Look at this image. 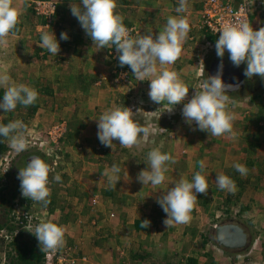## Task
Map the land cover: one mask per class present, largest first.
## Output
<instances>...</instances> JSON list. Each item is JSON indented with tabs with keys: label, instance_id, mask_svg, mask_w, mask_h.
<instances>
[{
	"label": "rangeland",
	"instance_id": "1",
	"mask_svg": "<svg viewBox=\"0 0 264 264\" xmlns=\"http://www.w3.org/2000/svg\"><path fill=\"white\" fill-rule=\"evenodd\" d=\"M37 1H52L55 5L56 11L49 21L41 13L43 7L38 9ZM166 1L157 0L155 5L164 6ZM11 2L14 7L21 10L15 29L27 32H23L24 35H21V32L15 35L14 29L7 35V39L5 36L0 37V71H7L12 83H25L34 87L39 95L36 102L30 106L17 104L16 109L10 112H3L0 109V123L20 119L27 126L25 135L28 149L25 151L38 152L53 169L49 174V187L50 195L55 200L54 207L58 208L72 199L70 196L72 188H78L83 184L94 186L97 178L91 174L96 171L95 161H104L109 165L120 161V158H126L132 163L146 165V160L138 162L135 158L143 156V151L147 150L144 148L148 145H158L160 140L163 145L162 133L165 132L168 135L165 149L176 157L175 160L182 154V149L190 151L196 148L199 158L204 156L205 168L202 174L207 178L209 189L206 195L197 194L198 214H203L200 216L202 218L200 224L193 227L195 234L192 241L190 242L187 237L182 242L186 249L183 247L175 256L169 257L168 261L160 256L138 257L136 260L141 262L139 264H167L180 258L188 261L194 259L197 264H264V173L262 172L264 170V77L254 74L251 80L246 78L241 89L228 91V107L235 116L233 130L230 134L212 136L206 131L199 130L195 122L186 123L181 115L183 103L192 98L206 78V61L214 56L217 57L215 43L206 39L203 32L196 30L188 33L181 55L174 64L161 66L157 63V72L164 68L175 70L189 85L185 100L173 106V111L169 112L164 110L167 107L166 103L157 104L149 98L148 80L138 81L131 69L126 72L117 69L119 53L114 45L97 49V45L82 29L77 18L71 14L72 0H11ZM131 2L124 4L122 0H117L116 8V11L124 17V24L128 26V22H132L135 25L137 32L133 29L131 36L147 34L148 29H151L155 37L156 33L161 31L158 28L159 19L150 25L147 23L149 20L143 17L146 15L144 8L151 5V0ZM135 5L138 8V11L132 10L135 16L127 15L128 12L122 10L133 9ZM263 6L264 0H254L251 19L253 18L256 23L258 18L255 16H258L257 12ZM121 12L126 13L127 16ZM186 18L189 21L191 17ZM199 18L198 12L195 14L194 24H199ZM189 24L191 25L192 22L189 21ZM256 27L257 24L255 29ZM52 29L55 30L53 32L59 41L60 51L57 56L48 54L46 59L37 62L33 58L36 63L32 68L28 67L29 64L11 61L8 56L14 52L5 53L6 49L1 48L4 41L11 44L14 39L24 38L28 40L27 54L34 55L37 51L33 46L39 41L41 32H51ZM62 31L68 33V40H60ZM223 57L229 59L227 51ZM246 66V62H242L239 68L246 69ZM24 67L25 69H22ZM128 88H132L133 93L129 92ZM0 92L2 98L3 87H0ZM125 92L128 97H125ZM124 105L130 106L136 122L149 128L146 137L143 134L138 137V141L144 138L147 145L141 147H136V144L131 145L129 150L124 151L125 147L120 145L118 140L113 141V148L102 145L98 140L95 122L99 115L112 106ZM63 121L66 126L62 140L59 144L50 143L48 129ZM5 141L8 143V148L0 152L1 186L7 183L5 175L11 170L12 165L19 169L25 166L22 161L14 163L15 159L18 160L17 156L25 151L17 155L10 147V137ZM235 163L246 165L248 169L246 175L248 177L251 175L252 178L249 179L250 183L246 186L243 184L244 190H240L236 180L243 179V176H236L235 192L221 190L217 186L216 176L224 174L231 177L232 170H236L233 167ZM138 167L143 168L142 165ZM107 169L109 167H106ZM197 169L200 170V165ZM56 173L61 175L60 182L52 180V176ZM256 187L257 189H254ZM7 191L5 189L3 193L7 194ZM91 196L92 198H88L89 204L95 213L97 206L101 207L102 199L96 197L95 193H91ZM228 197L231 198L229 202L226 201ZM201 202L203 204H200ZM25 203L27 200L22 196L20 189L10 203L1 205L0 222H4L8 216L16 215L17 212H39L47 216V209L41 204L31 201L30 206L26 207ZM8 206H11V210L7 213ZM101 210L103 211V207ZM107 211L104 209L105 217L114 218L115 213ZM93 213L90 216H93ZM104 219L106 222L107 218ZM230 221L238 223L244 229L247 235L245 247L226 248L215 240L214 226ZM185 230L187 231V227ZM26 239L29 240L27 236ZM10 249L9 244L0 243V264H8L7 253Z\"/></svg>",
	"mask_w": 264,
	"mask_h": 264
},
{
	"label": "clouds",
	"instance_id": "2",
	"mask_svg": "<svg viewBox=\"0 0 264 264\" xmlns=\"http://www.w3.org/2000/svg\"><path fill=\"white\" fill-rule=\"evenodd\" d=\"M187 0H179L175 8L177 13L186 11ZM117 0H72L70 11L77 18L82 29L90 36L97 49L115 46L119 53V65H128L137 80L149 81V98L157 104H167L164 110L173 111V106L185 100L189 92L186 84L175 70L164 68L157 72L159 65L174 64L182 52L183 43L190 32V24L185 16H169L163 30L153 37L151 31L135 37L129 34L124 24V17L116 11ZM21 10L12 5L11 0H0V37L8 35L15 29ZM66 31L60 33V40H68ZM37 45L53 56L60 51V44L54 32L43 31ZM217 57H223L225 51L235 66L246 62L244 75L252 77L254 74L264 77V26L253 29L249 22L225 23L219 29L215 41ZM222 68V65H221ZM0 87L4 88L0 98V109L10 112L17 104L30 106L36 102L38 91L25 83H12L7 71H0ZM232 85L226 84L220 74L206 77L199 90L190 100L183 103L181 115L185 122H195L197 128L212 136H221L233 130L234 114L229 110L227 95ZM27 126L16 119L6 124L0 123V137H10V147L18 155L28 149L25 135ZM149 128L141 126L133 119V111L126 106H114L106 109L97 118V137L100 143L113 148V141L128 147L138 141V137L149 134ZM2 142V140H0ZM162 147V146H161ZM147 167L142 169L137 179L143 185L150 184L155 192L162 189L168 171L166 162L175 163V158L160 148H153L147 154ZM200 171L195 172L191 179L181 177L157 197L166 218L164 224L168 227L174 224H187L191 220V213L197 203V194H207L208 181L202 174L204 161L200 162ZM233 167L242 175L248 169L243 163H235ZM53 172L49 162L41 156L35 155L20 168L21 194L46 207L50 203L49 174ZM121 168L118 164L105 170L103 175L111 186H116L120 180ZM61 175L56 173L52 180L61 181ZM217 186L221 190L235 192L237 186L227 175L216 176ZM144 227L148 226V221ZM29 230V229H28ZM33 234L44 250L55 251L65 243V229L62 225L52 221H41L35 226Z\"/></svg>",
	"mask_w": 264,
	"mask_h": 264
},
{
	"label": "crops",
	"instance_id": "3",
	"mask_svg": "<svg viewBox=\"0 0 264 264\" xmlns=\"http://www.w3.org/2000/svg\"><path fill=\"white\" fill-rule=\"evenodd\" d=\"M129 1L131 2L132 0H122V3L126 4ZM155 2H157V0H151V5L144 8V13L146 15L143 17L149 20L147 23L150 25L156 23V20L159 19L158 28L163 30L169 16H185L191 17L189 19V21L192 22L190 31L193 32L198 30L195 27L196 24H194L196 20L195 14L199 12L203 0H187L186 11L184 13H177L175 11L179 0H167L164 6H157ZM131 3L133 4V2ZM134 7L133 9L127 8L122 10L128 12L127 15L135 16L134 12L138 11V8H136V5ZM132 10H134V12ZM121 13L127 16L126 13ZM128 23V26L126 23L125 26L128 28L131 35L133 29L135 31L136 29L132 22ZM15 30V35L19 34V32H21V35H24L23 32H27L25 30ZM51 31L53 32L55 30L52 29ZM148 31H151V29H148ZM5 37L6 39L8 38L7 35ZM27 42L28 40L24 38H17L11 41V44L4 41L1 44V48L4 50L6 49L5 53L14 52V54L8 56L11 61L16 63L23 62L26 65L29 64L28 67L32 68L34 63L46 59L47 55L50 53L47 49H41L36 43L33 47L36 48L37 52L34 53V55L27 54ZM33 58L36 62L32 60ZM22 69H25V67ZM86 78H88V76H86ZM128 89L129 92L133 93L132 88ZM125 93V97H128L126 96L127 92ZM126 103L129 102L126 101ZM124 106L130 107L129 105ZM95 124H97V120ZM162 134L164 135L163 145L160 140L158 145H148L144 149L151 151L153 148H160L162 152H168L165 149V141L168 135L165 132ZM145 141L144 138H142V141H137L136 147L147 145ZM130 147L131 146H128L123 149L124 151L129 150ZM147 150L143 151V156H137L135 159L138 162L147 160V154L149 152ZM173 157L176 158L175 156ZM203 157L199 158L196 148L190 151L182 149V154L177 156L175 163L167 162L168 171L165 173L164 183L160 186L162 189H158L155 192L152 190L150 184L143 185L142 182L137 179L138 173L147 167V165L143 163H132L130 160H126V158H120V161L115 163L121 168L120 180L117 182L116 186H111L107 179L104 180L106 176H104L103 173L106 167L110 168L112 164L108 165V163L104 161H95L96 171L91 174L94 178H97L94 186L88 184L84 186L83 184V186H78V188H72V192L70 193L72 199L58 208L55 207L52 211L47 210V217L50 221L57 222L64 227L65 243L71 246V255L78 258L76 264H125L126 262L130 264H139L141 262H138L136 258L153 256H160L168 261L170 260L169 257L175 256L183 247L184 249L187 248L182 242L186 240L187 237L190 242L192 241L193 234H195V231L193 232V227H197L198 224H200V216L203 213L198 214L199 203L197 200L196 206L191 213L192 218L189 223L174 224L168 227L164 224L166 213H164L160 204L157 202V197L161 196L168 188L173 187L174 182L178 181L181 177L190 179L195 172L200 171L197 169L200 165L198 162L201 160L205 161ZM99 160L101 161V159ZM139 165H142L143 168H139ZM262 172L264 173V170H262ZM253 175L254 174H252V176ZM237 176L242 177L240 174ZM249 179H252L251 175H249V177L244 175L243 179L238 178L237 181L246 186L250 183ZM237 186L238 188L240 187L239 185ZM254 189H257V187ZM91 193H95L96 197L102 199L101 207H103V211L100 206H97L96 209L94 208L96 210H94L95 213H93L88 199L89 197L92 198ZM200 204H203V202ZM104 209L115 213L114 218L111 219L109 216L105 217ZM92 213L93 216H90ZM94 218L95 220L92 221ZM104 218H107L108 222H105ZM145 220L149 222L147 227H144L146 223ZM185 227H187V231ZM30 239L34 238L30 237ZM11 242L12 241L7 243L0 239V243H6L9 244V246ZM36 246L39 248L37 242Z\"/></svg>",
	"mask_w": 264,
	"mask_h": 264
},
{
	"label": "built area",
	"instance_id": "4",
	"mask_svg": "<svg viewBox=\"0 0 264 264\" xmlns=\"http://www.w3.org/2000/svg\"><path fill=\"white\" fill-rule=\"evenodd\" d=\"M38 9L43 7L41 13L44 18L49 21L52 14L55 12V5L52 1H37ZM254 0H203L199 10V24L195 27L201 32H210L214 35H219V29L225 23H251V14L253 10ZM37 8V6H36ZM65 122H60L52 125L48 131V139L52 144H59L63 138L65 131ZM0 178V182H1ZM12 223L15 226L14 231L8 228H0V239L9 243L17 235L19 230H22L29 237H33L38 243L41 252L43 253L44 264H76L78 258L71 255V247L64 243L58 250H44L39 244L36 236L30 230L34 231L35 226L41 221H50L46 214L39 212H17L12 215ZM29 229V230H28ZM125 264H130L126 262ZM166 264V263H163ZM167 264H197L189 262L183 258L171 261Z\"/></svg>",
	"mask_w": 264,
	"mask_h": 264
},
{
	"label": "trees",
	"instance_id": "5",
	"mask_svg": "<svg viewBox=\"0 0 264 264\" xmlns=\"http://www.w3.org/2000/svg\"><path fill=\"white\" fill-rule=\"evenodd\" d=\"M256 28L258 29V27ZM203 33L206 39H208L211 43H215L216 39L218 38L217 35L211 34L210 32H203ZM116 67L119 71H122V72H126L130 69L128 65H124L123 67H121L119 65L118 59H117ZM205 77H207L206 71H205ZM1 123L6 124L5 122H1ZM5 139L6 138L0 137V140H2V142H0V152H3L4 150L8 148V143L5 141ZM35 155L39 156V153L38 152L28 153L25 151L19 156H17L18 160L15 159L16 162L14 163H17V162L21 163L22 161L24 164H27L30 161V159ZM40 156L43 158L42 155ZM10 169L11 170L8 171L5 175L7 183L2 186L0 185V207L2 204L7 205L8 203H10V201L15 198L17 192L21 189L20 180L18 179V172L20 169L17 168V166H13V165L11 166ZM238 174L239 172L237 170H234V171L232 170L231 177L230 176L229 177L233 181H235V177ZM236 183L237 185L240 186L239 189L242 190L243 183L240 184V182L238 181ZM5 189L8 190L7 194L3 193ZM25 199L27 200V203H25L26 204L25 206L29 207L30 206L29 202L31 203V199L28 197H25ZM230 199L231 198L228 197L226 201L229 202L231 201ZM54 201L55 200L50 195V203L45 207L48 211L49 210L52 211L55 208ZM10 205L12 206V204ZM11 206H8L6 210L7 213L10 212ZM12 218H13L12 216H8L4 222L3 221L0 222V228L5 227V228H8L10 231H14L15 226L12 223ZM26 236L29 240L26 239ZM35 241H36L35 239H30V237L26 235L22 230H19L17 235L13 238L12 242L10 243L11 249L7 253L8 259H9L8 264H42L43 263V253L40 251L39 248H37ZM189 262L196 263L194 259H189Z\"/></svg>",
	"mask_w": 264,
	"mask_h": 264
},
{
	"label": "water",
	"instance_id": "6",
	"mask_svg": "<svg viewBox=\"0 0 264 264\" xmlns=\"http://www.w3.org/2000/svg\"><path fill=\"white\" fill-rule=\"evenodd\" d=\"M215 63L223 64L226 69L222 73H219L213 67H211L207 71V77L211 75L220 74L222 80L227 81L226 78H229V73H230L229 71L231 70L230 68H232L234 69L233 71H235V73L238 74V80L236 83H234L233 88L227 91L230 92L237 90L241 85H243L244 71H240L238 66H235L231 62L230 63L225 62V59L223 57L216 58L214 64ZM214 233H215V240L222 247L240 249L247 245V235L244 229L238 223H235L233 221L227 223H220L214 226Z\"/></svg>",
	"mask_w": 264,
	"mask_h": 264
},
{
	"label": "flooded vegetation",
	"instance_id": "7",
	"mask_svg": "<svg viewBox=\"0 0 264 264\" xmlns=\"http://www.w3.org/2000/svg\"><path fill=\"white\" fill-rule=\"evenodd\" d=\"M257 13H258V16L256 15L255 18H258V22L256 23L254 20H252V23H251V26L253 27V29H255L256 24H257V27H258V28L262 27L263 24H264V6H263V7H262ZM255 18H254V19H255ZM216 58H220V57H216V56H214V57H212V58H210V59H208V60L206 61V63H207V65H206V76H207V71H208L211 67H213V68H214L217 72H219V73H222V72L226 69L225 66H224L223 64H218V63H215V64H214ZM223 58H224V57H223ZM224 59H225V62H227V63H230V62H231L230 59H226V58H224ZM231 63H232V62H231ZM221 65H222V68H221ZM234 67H235V66H234ZM238 67H240V65H239ZM240 68H241V67H240ZM240 68H239V70L245 71V69H240ZM230 69H231V70L229 71V72H230V73H229V78H226L227 81H224L226 84H230V85H232V87L229 88L228 90L232 89L233 86H234V83H236L237 80H238V74L235 73V71H233L234 69H232V68H230ZM246 78H248V79H250V80L252 79L251 77H246V76L244 75V76H243V80H244L243 85L245 84V80H246ZM243 85H241L238 89L242 88Z\"/></svg>",
	"mask_w": 264,
	"mask_h": 264
}]
</instances>
